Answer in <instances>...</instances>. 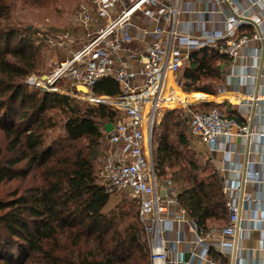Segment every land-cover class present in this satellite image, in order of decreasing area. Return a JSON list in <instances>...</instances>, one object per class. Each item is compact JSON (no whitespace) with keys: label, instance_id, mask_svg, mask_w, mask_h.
<instances>
[{"label":"built area","instance_id":"2783aa9c","mask_svg":"<svg viewBox=\"0 0 264 264\" xmlns=\"http://www.w3.org/2000/svg\"><path fill=\"white\" fill-rule=\"evenodd\" d=\"M261 1L254 0L253 4L258 5ZM186 2H83L72 13L69 30L57 34L54 40L61 48L60 56H65L64 59L54 62L52 70L43 74L46 75L44 81L42 74H33L27 83L87 106L102 105L114 110L112 121L102 122L99 126L102 145L96 174L105 185L106 193L137 204L138 221L149 245L151 264L180 262V253L171 245L183 243L184 238H167L166 225L171 218L178 225V233L182 232L185 221L191 222L197 231V238L192 242L185 264H231L232 260L227 262L228 256L236 253L238 245L234 247L226 242L232 240L247 221L242 217L238 201L240 186L229 185L225 177L228 166L224 161L230 160L231 147L222 150L226 160L218 159L217 164L216 172L221 178L227 220L222 228L216 230L221 240L214 242L211 241L214 230L198 228L178 205L172 179L156 177L154 135L167 112L181 109L188 118L187 133L192 138L194 148L197 149L196 145L200 144L210 156L219 150L221 139L229 141L233 136L249 138L251 142L256 139V144L263 143L264 132L253 128V117L250 126L241 124L237 119L228 117L217 104L237 107L243 103L249 105L251 101H264V86L253 91L245 85L241 91L232 92L237 97L233 103L205 100L189 104L184 96L169 93L171 89H166V83L171 76L177 87L184 91L177 74L189 55L203 48H216L227 56L230 76H250L249 71L257 67L259 50L262 54L261 44L256 48L252 43L264 44V13L242 17L240 11L233 8L231 0H193L194 3L201 2L200 8H194V3L185 7ZM212 2L220 8L214 10ZM211 14L212 17H209ZM248 24L254 25L250 33L241 30L242 26ZM37 35L44 41L49 32ZM248 59L251 60L250 65L246 63ZM238 66L245 73H237ZM106 77L112 78L120 88L118 95L108 96L116 98L117 105L93 104L86 100L88 94L101 96L96 95L94 86ZM58 83L75 90H67ZM221 87L215 94L192 93L212 97L224 93ZM58 88L63 90L56 91ZM172 105L178 107L167 110ZM194 107L197 109L193 110ZM107 123L112 125L110 131H106ZM232 170L240 184V164L236 163ZM243 179L261 182L264 176L250 165ZM255 201L259 202V199ZM247 204L252 205L250 197H247ZM213 254L226 261L214 259ZM233 264L237 263L233 261Z\"/></svg>","mask_w":264,"mask_h":264},{"label":"trees","instance_id":"16d2710c","mask_svg":"<svg viewBox=\"0 0 264 264\" xmlns=\"http://www.w3.org/2000/svg\"><path fill=\"white\" fill-rule=\"evenodd\" d=\"M10 18V1L0 0V134L6 140L0 145V264H151L137 204L120 199L108 209L113 196L95 171L102 145L99 126L112 121L114 110L102 105L83 109L29 85L28 78L40 70V45L34 46ZM184 64L179 82L189 93L215 94L229 69L227 56L216 48L193 52ZM94 92L116 96L120 88L106 77ZM223 108L238 120L232 106ZM183 121L187 125L188 118ZM59 125L64 135L47 141V132ZM179 139L180 151L166 138L154 142L155 175L169 177L167 169L178 168L169 177L178 205L198 228L219 229L227 220L221 178L206 165L203 176L197 175L192 157L197 151L186 126ZM16 181L23 191L6 188Z\"/></svg>","mask_w":264,"mask_h":264},{"label":"crops","instance_id":"0c3cea01","mask_svg":"<svg viewBox=\"0 0 264 264\" xmlns=\"http://www.w3.org/2000/svg\"><path fill=\"white\" fill-rule=\"evenodd\" d=\"M233 8L240 11L242 17H252L259 13H264V0H262L258 5L253 4L254 0H231ZM193 0H187L185 7L187 5L193 4ZM194 8H200L201 2L194 3ZM211 7L214 10L220 8L219 5L211 3ZM184 16H182L183 18ZM212 17V14L209 15ZM254 25L248 24L241 27V30L250 33L253 31ZM262 49L259 50V57L257 61V67L255 70L249 71L250 76L247 78H239L235 74L230 76V70L228 69L224 81L221 83L222 92H239L245 85H248L251 90L256 91L257 89H263L264 86V44L259 42H253L252 45L260 46ZM249 47L252 46L249 44ZM247 65H250L251 60H247ZM237 73L243 74V68L237 67ZM218 106H223L225 104L219 103ZM236 110L238 116V121L241 124L251 125V118L254 119L253 128L258 132H264V101H251L249 105L239 104V106H232ZM255 108V110H254ZM254 110V112H253ZM256 140V139H255ZM255 140L249 141V138L231 137L229 141L220 140L218 143L219 150L210 156L201 146L197 144L196 148L200 153H203V158L209 162L212 170L217 171L218 159H224V152L226 148L231 147L232 154L229 161L227 162L228 170L225 177L228 180V184L231 186H240L241 192L235 194L238 195L239 205L241 206L242 217L246 218V222L242 225V228L235 234L234 238L226 243L228 245L235 244L238 245V250L232 256H228L227 262L231 260L237 264H264V181L261 182H251L244 181L243 175L247 171L250 165H253V169L264 176V140L262 144H256ZM199 143V142H198ZM205 147V146H204ZM239 163L242 168V177L240 184L235 179V173L232 167ZM243 195V197H242ZM247 197L252 199V205L248 206ZM259 199V202L255 200ZM255 203V205H254ZM170 223L167 224L168 233L167 238L176 240V238H184V242L181 244H172V248L176 249L180 253V258L184 256L178 264H185L188 260V254L192 245V242L197 238V231L191 222L185 221L183 223L182 232H177V223L170 219ZM226 224V223H225ZM222 228V227H221ZM220 229V228H219ZM214 230L211 241L219 242L221 240L219 233L216 232L218 229ZM209 231V230H208ZM226 261V260H225Z\"/></svg>","mask_w":264,"mask_h":264},{"label":"rangeland","instance_id":"374dc122","mask_svg":"<svg viewBox=\"0 0 264 264\" xmlns=\"http://www.w3.org/2000/svg\"><path fill=\"white\" fill-rule=\"evenodd\" d=\"M11 6V18L9 23L16 28L23 30L24 33L29 34L30 37L33 38V45H40L39 54L42 57L41 65L39 73H35V75L46 74L52 70L54 67V62L63 60L65 56L61 57L62 52L60 51L59 45L54 41L56 39V35L61 32L69 30L70 27V19L73 16V12L78 9V7L83 2H89V0H9ZM73 13V14H72ZM49 32V35L46 39L42 41L38 37L39 34H43ZM75 49V48H73ZM184 64L181 68L180 72H178L177 77L181 78V74H183ZM209 85H215L212 81H204ZM58 85L64 86L65 89L75 90L74 88H69L65 84L61 83ZM221 85V84H220ZM219 85V86H220ZM218 86V87H219ZM34 87V86H33ZM218 89V88H217ZM73 105H79L81 108L87 107L86 104H81L77 101L71 100ZM224 106V105H223ZM223 106H219L221 109H224ZM194 109H197L194 107ZM173 114L171 116L166 117L164 122L161 120L158 131L154 135V142H158L164 138L167 139L169 144H172L177 151L182 150L183 144L179 139V136L187 125L183 121L185 118L184 111L181 109L171 110ZM180 115L181 118L178 116ZM56 118H59V114L56 113ZM163 125V126H162ZM47 141L55 138L57 136L64 135V130L62 126H58L56 129L47 132ZM6 140L0 134V145H5ZM157 143V144H158ZM156 150V146L154 144V151ZM196 153H194L193 159L196 161L198 165V173L199 177H202V170L204 165L209 166L206 163V160L203 158V153H200L196 149ZM186 154V153H185ZM184 154V155H185ZM97 169V165L95 163V171ZM178 168L172 167L167 169V175L172 176L173 172H176ZM209 170H212L211 167ZM97 175V174H96ZM99 178V177H98ZM100 179V178H99ZM175 184V183H174ZM20 188L22 190L24 188L23 185H20V181L12 182L11 184H6V188L12 190L14 188ZM175 190H177L175 184ZM23 191V190H22ZM177 192V191H176ZM108 209L113 207L115 204L119 202L120 199H115V197H111ZM128 204V202H124ZM184 256L182 255V258ZM180 258V260H182Z\"/></svg>","mask_w":264,"mask_h":264},{"label":"bare ground","instance_id":"6f19581e","mask_svg":"<svg viewBox=\"0 0 264 264\" xmlns=\"http://www.w3.org/2000/svg\"><path fill=\"white\" fill-rule=\"evenodd\" d=\"M166 87H167L166 89H171V91H169V93L174 94L175 96H184L189 104H196L197 102H203L205 100H215L217 102L228 101V102H232V103L235 100H237V97H235V95L232 92H224V93H221L219 95L212 96V97H207L206 95H202V94H198V93H186L177 87V85L175 84V82H174L173 78H171V76H169V80L166 83ZM62 90L63 89H61V88L56 89V91H62ZM85 99L91 101V103H93V104H109L111 106L117 105V99L116 98L108 97L105 95H101V96L96 97V96L88 94V95H86ZM176 107H178V106L172 105L167 110H171V109L176 108Z\"/></svg>","mask_w":264,"mask_h":264},{"label":"water","instance_id":"95a60500","mask_svg":"<svg viewBox=\"0 0 264 264\" xmlns=\"http://www.w3.org/2000/svg\"><path fill=\"white\" fill-rule=\"evenodd\" d=\"M46 79V75L42 76V80L44 81ZM106 131H110L112 129V125L110 123H107L105 125Z\"/></svg>","mask_w":264,"mask_h":264}]
</instances>
